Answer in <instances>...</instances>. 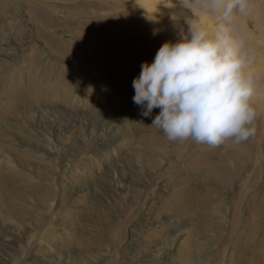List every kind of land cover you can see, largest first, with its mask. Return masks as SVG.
Here are the masks:
<instances>
[{"label": "rangeland", "instance_id": "obj_1", "mask_svg": "<svg viewBox=\"0 0 264 264\" xmlns=\"http://www.w3.org/2000/svg\"><path fill=\"white\" fill-rule=\"evenodd\" d=\"M229 3L0 0V204L26 223L0 216V264H264V0ZM194 29L245 63L246 142H169L133 102Z\"/></svg>", "mask_w": 264, "mask_h": 264}, {"label": "clouds", "instance_id": "obj_2", "mask_svg": "<svg viewBox=\"0 0 264 264\" xmlns=\"http://www.w3.org/2000/svg\"><path fill=\"white\" fill-rule=\"evenodd\" d=\"M244 11L245 0L229 3ZM244 61L222 38L209 39L194 29L176 42H164L151 63L142 62L132 81L133 102L169 142L192 139L211 147L255 135L257 112L251 105L254 87Z\"/></svg>", "mask_w": 264, "mask_h": 264}, {"label": "bare ground", "instance_id": "obj_3", "mask_svg": "<svg viewBox=\"0 0 264 264\" xmlns=\"http://www.w3.org/2000/svg\"><path fill=\"white\" fill-rule=\"evenodd\" d=\"M110 144H112V143L110 142ZM18 194H19V191H14V190H10V189L8 191H5L4 193H2V196L6 199H10L11 203L6 204V205L0 204V216L5 221H15L16 224L18 223L19 225H25L26 224L24 221V217H25L24 216L25 215L24 210L25 209L21 205L22 202L20 203V201H19L20 197L19 198L15 197ZM41 203H43V202H41ZM37 222H39V220ZM35 226H38V225L35 224ZM26 228L29 230L28 227H26ZM28 230H26V233L28 232ZM194 254L199 256L200 255L199 250L194 251ZM188 264H194L193 259L190 258L188 261Z\"/></svg>", "mask_w": 264, "mask_h": 264}]
</instances>
